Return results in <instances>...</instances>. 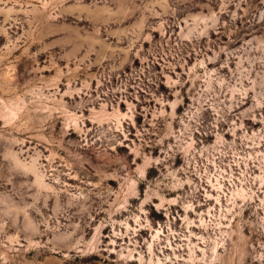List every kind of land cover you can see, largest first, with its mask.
Returning a JSON list of instances; mask_svg holds the SVG:
<instances>
[{
	"label": "rangeland",
	"instance_id": "rangeland-1",
	"mask_svg": "<svg viewBox=\"0 0 264 264\" xmlns=\"http://www.w3.org/2000/svg\"><path fill=\"white\" fill-rule=\"evenodd\" d=\"M0 264H264V0H0Z\"/></svg>",
	"mask_w": 264,
	"mask_h": 264
}]
</instances>
